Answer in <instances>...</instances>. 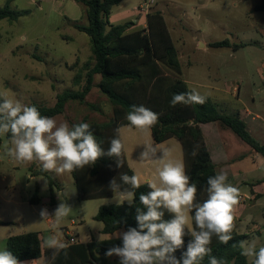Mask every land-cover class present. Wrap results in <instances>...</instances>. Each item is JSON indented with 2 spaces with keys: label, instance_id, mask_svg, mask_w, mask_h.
I'll return each mask as SVG.
<instances>
[{
  "label": "rangeland",
  "instance_id": "rangeland-1",
  "mask_svg": "<svg viewBox=\"0 0 264 264\" xmlns=\"http://www.w3.org/2000/svg\"><path fill=\"white\" fill-rule=\"evenodd\" d=\"M260 1L122 0L119 6L112 8L110 17L118 11L134 12L132 18L136 20L137 28H142L145 16L139 6L150 3L148 12L159 11L164 17L178 53L181 78L188 88L206 95L219 113H242V119L251 128V116L244 112L246 108L254 110L251 100L255 99L258 110H264V13L254 9ZM7 2L10 9L27 10L28 14L12 22L0 20V97L19 100L26 105L53 106L57 95L80 90L84 84L85 66L94 63L88 36L75 28V25H87L85 7L74 0H0V8H4ZM127 20L132 23L130 18ZM124 21L118 19L113 23L119 25ZM223 40H228L231 45L245 46L234 50L233 47L201 45ZM78 76L79 79L75 80ZM99 81L100 76H94V86L85 98L86 102L96 106V110L69 101L64 113L53 118L58 123L66 121L70 125L83 121L107 122L112 110L107 98L97 88ZM125 130L142 141L145 135L150 136V131L148 134L138 130L133 133L130 128ZM251 131L255 139L264 143V129L253 131L251 128ZM227 135L231 140L228 153L234 160L230 166L240 169L236 173L238 179H244L243 174H247L245 180L257 182L264 176V158L255 154L230 130ZM122 136L125 137V131ZM179 144L174 139L163 149H170L172 158L183 162ZM8 147H11L10 139L5 134L0 135V249L6 247L8 237L36 231H39L44 247V241L52 235L64 238L65 243L67 235L64 230L72 235L78 232L79 240L84 241L90 231L102 228V224L94 220L98 208L118 205L115 196L79 201L71 173L57 175L51 171H47L48 177H41L39 194L44 200L49 198L48 178H51L56 195L55 208L44 201L36 206L30 205L29 200L37 185V176L32 173H37L41 165L38 161L17 163L6 154ZM240 156L242 162L238 159ZM161 157L162 152L158 151L155 158ZM136 167L137 173L148 172L151 180L159 183L158 162L138 163ZM238 188L244 201L237 207L250 208L253 198L243 196L250 194L249 185L242 183ZM254 190L264 193V182L256 184ZM62 202L68 203L72 211L54 227V213ZM45 207L50 216L43 219L40 213ZM263 217L264 209L250 208L244 218L246 223L238 228L240 233L247 234L243 244L255 241L257 251L264 246V232L263 235L256 233L264 229ZM187 229L192 230V221ZM247 259L251 263L254 257Z\"/></svg>",
  "mask_w": 264,
  "mask_h": 264
},
{
  "label": "trees",
  "instance_id": "trees-1",
  "mask_svg": "<svg viewBox=\"0 0 264 264\" xmlns=\"http://www.w3.org/2000/svg\"><path fill=\"white\" fill-rule=\"evenodd\" d=\"M75 1L81 3L86 9L87 25H75V28L88 36L94 63L91 66H85L84 84L80 90L57 95L53 106L32 104L38 108L41 115L52 118L62 115L69 101H76L96 110V106L86 102L85 98L94 86V76H100L97 88L107 98L112 116L107 122L101 124L88 121L81 123L90 125L91 131L101 142L103 149L107 151L110 140L117 135L115 130L128 125L126 115L132 105H143L158 113L159 120L150 130L152 139L156 144L169 139H176L180 143L186 174L190 177V182L197 185L196 203H202L207 199V179L217 174L201 131V124L216 123L230 130L253 152L264 158V144L249 133L238 113L232 115L219 113L209 99L203 105L171 106L170 101L174 94L187 92L190 89L181 78L178 53L161 12H148L144 29L128 31V23L114 25L109 22L112 8L119 5L121 0ZM8 3L4 8H0V20L12 22L28 14L27 10L10 9ZM254 9L264 13V0H261ZM244 46V44L231 45L228 40L209 44L210 48L233 47L234 50ZM77 79L79 76L75 80ZM5 135L7 139H10V134ZM193 151L196 152L195 156L192 155ZM121 158L124 161L123 167H117L114 157L104 156L94 165L71 172L79 201L114 197L109 187L114 178L122 188L135 191L132 205L123 203L98 208L94 220L102 224L101 233L105 235L119 230L126 232L130 227L138 228L135 219L136 208L140 207L143 211H147L140 204L139 196L147 194L151 189L146 183L141 184L139 189H131L130 185H124L120 181L121 173L129 176L134 174L125 160L124 153ZM32 175L48 177V172L41 167ZM48 185L49 204L53 206L56 195L51 178H48ZM29 203L31 205L40 203L38 185ZM190 215L194 216V210ZM171 218V214L165 210L164 219ZM193 229H195L194 220H192ZM186 231L190 230L186 228ZM183 239L184 246L174 253L177 259H181L192 237L188 234ZM246 239L247 234L238 233L233 229L232 239L227 244L221 243L216 236H213L209 246L212 249V255L225 260L227 264H253V261L248 262V257L241 255V244ZM116 246H122V239L92 240L86 244L76 242L67 244L66 249L58 252L52 248L43 250L42 240L37 232L10 236L6 242L7 249L19 261H33L44 257L45 264H120V261L111 263L110 257L105 255L110 248ZM201 264H209L207 256Z\"/></svg>",
  "mask_w": 264,
  "mask_h": 264
},
{
  "label": "clouds",
  "instance_id": "clouds-1",
  "mask_svg": "<svg viewBox=\"0 0 264 264\" xmlns=\"http://www.w3.org/2000/svg\"><path fill=\"white\" fill-rule=\"evenodd\" d=\"M206 100V95L193 88L174 94L170 104L172 107L177 104L203 105ZM126 120L129 122L126 127L148 133L157 124L159 114L143 105H132ZM115 131L117 135L110 140V146L105 151L88 123H58L55 118L41 115L35 105L0 97V135L10 134L11 147L6 149V154L17 163L38 161L44 171L57 175L94 165L104 156L114 157L117 167H123L121 157L124 143L119 138L121 129ZM143 146L139 161L158 162L159 183L144 181L151 191L140 194L139 201L147 211L136 208L138 228L130 227L126 232L117 233V238L122 239V246L110 248L105 255L118 256L120 264H201L206 256L209 264H227L225 260L212 255L209 245L213 236L224 244L232 239L235 210L240 202L239 188L228 182L227 173L219 172L207 179V199L196 203L197 185L190 182L183 162L173 159L170 149H163L158 144L154 146V142ZM158 151L162 152L161 158H155ZM192 155L195 156L196 152L193 151ZM120 181L130 185L131 189L141 187L138 174L129 176L121 173ZM109 187L118 204L125 201L129 205L133 204L135 191L122 188L115 178ZM165 210L171 214V219H164ZM193 210L194 216L190 215ZM71 211L72 207L68 203H60L54 213V227ZM40 214L43 219L49 217L47 209H43ZM192 220L195 229L186 231ZM188 234L192 239L181 259H177L174 253L184 246L183 238ZM44 244L57 252L67 248V244L57 235L50 236ZM241 248V255L254 257L253 264H264V246L257 251L253 241L246 245L242 243ZM0 264L22 262L5 247L0 249Z\"/></svg>",
  "mask_w": 264,
  "mask_h": 264
},
{
  "label": "crops",
  "instance_id": "crops-1",
  "mask_svg": "<svg viewBox=\"0 0 264 264\" xmlns=\"http://www.w3.org/2000/svg\"><path fill=\"white\" fill-rule=\"evenodd\" d=\"M117 6H119V5H117ZM142 14L146 17L147 13H142ZM133 15H135L134 12L118 11L113 17H110L111 16V14H110L109 22L111 24H114L113 20L124 19L125 21L122 24H125V23L129 24L128 31H134V30H137V29H144L146 27V21H145V25L142 28H137L138 25L135 24L136 20L132 18ZM110 18H112V20H110ZM129 18L131 19L133 25L130 22H128L129 20H127V19H129ZM209 44L208 45L201 44V45H204V47L205 46L209 47ZM251 104H252L254 110L252 111V110H249L248 108H246L244 110V112L246 113L245 115L251 116L250 126H251L253 131H262L264 129V110H258L259 109L258 106L255 105V99L251 100ZM238 114L240 115V117L242 119L243 114L239 113V112H238ZM244 123L246 124L249 133L252 135L253 132L251 131V128L248 127V125H247V123L245 121H244ZM200 127H201V131L203 133V137H204L205 143H206L207 148L209 150V153H210V156H211V160H212V162L214 163V165L216 167V172L217 173H219V172L227 173L228 182L233 184L236 187H238L242 183H244L245 185L248 184L249 188H250V194L249 195L243 194V196H249L250 198H253V201H252V204H251V207H250L251 209L258 210V211L259 210L260 211L263 210L264 209V205H263L264 204V197H263L264 193L255 191L254 187H255L256 184L264 182V176L260 177V179H258V181L254 182V183H249L248 180H245V178H248L247 174H243L244 175V179H242V180L238 179L239 175L236 174V173L240 169L238 170V168L230 166L234 162V160L230 159V155H229L228 149H227L228 146H229L228 142L231 141V140H228L229 139V136L227 135L228 129L222 128L221 126H219L216 123L201 124ZM126 128H130V127H126V126L121 127L120 128L121 132L119 134L120 138L122 139V141L124 143L123 153H124L125 160H126L128 166L130 167V169L133 171V173L134 174H138L140 176L141 184H145L144 181L151 180V177H150L148 172L147 173L146 172L137 173V171H136L137 167L136 166H137L138 163H141L139 161V156H140L141 152L144 150L143 144L153 143L154 142L153 139H152V136H151V131H150V136L149 135H145V140L142 141L141 139L136 137L134 134H130L129 132H127V130H125ZM130 129L133 131V133H135L137 131L135 128H130ZM206 130H207V132L209 134V139L207 138ZM123 131H125V137L124 138L122 136ZM148 134H149V132H148ZM172 140H174V139H169V140H167V141H165V142H163L161 144H158V145H160V147L163 148L165 145H167V143H169ZM155 144L156 143L154 142V146H155ZM262 144H264V143H262ZM172 145H176V144H172ZM179 146L181 148L180 144H179ZM255 154H257V153H255ZM256 158H257V156H254V159H256ZM238 159H239V161L242 162L243 157L240 156ZM254 161H253V163H254ZM41 177H43V176H37L36 177L37 178V185L39 187V191H40V186L42 184ZM42 201H44L45 203L49 204V198L46 199V200H44L43 198H40V203ZM34 206H36V205H34ZM51 207L55 208V205H53ZM250 208H242V206H239L235 210V227H234V229L238 233H240L238 231L239 230L238 228L241 227L240 225L242 223H246L245 221H247L246 219L244 220V218L247 217V212H248V210H250ZM44 209H47V208L45 207ZM47 211H49V210H47ZM49 213H50V211H49ZM47 218H49V217H47ZM48 221L51 222L50 219ZM262 221H263V225H264V217H263ZM101 230H102V228L100 227V228H95V230L93 232L90 231L88 233V235H85L84 241H80L79 240L80 234L78 232H76V233H74L72 235L68 230L67 231L64 230V233L67 236L75 237L76 242L82 243V244H86V243H88V242H90L92 240H114V239H119V238H117L116 234L125 232L124 230H119V231H117V232H115L113 234L105 235V234L101 233ZM36 232L39 233V231H36ZM262 232H264V229H260L256 233L257 234L258 233L262 234ZM241 234H243V233H241ZM40 238H41V235H40ZM61 240L64 242V238H62ZM42 248H43V250L44 249H48L47 246H45V247L43 246V243H42ZM119 261H120V258L118 256L114 255V256L110 257V262L111 263H117ZM22 264H45V260H44V257H41L40 259L33 260V261H24V262H22Z\"/></svg>",
  "mask_w": 264,
  "mask_h": 264
},
{
  "label": "built area",
  "instance_id": "built-area-1",
  "mask_svg": "<svg viewBox=\"0 0 264 264\" xmlns=\"http://www.w3.org/2000/svg\"><path fill=\"white\" fill-rule=\"evenodd\" d=\"M151 3H152V1H151ZM149 4L150 3H146V4L144 3V4L140 5L139 6V11L141 13H147L148 10H149ZM242 201H244V198L242 196H240V202H242ZM47 212L49 214V211H47ZM65 243L66 244H74V243H76L75 237L67 236Z\"/></svg>",
  "mask_w": 264,
  "mask_h": 264
}]
</instances>
